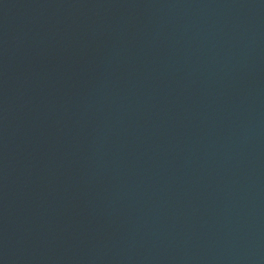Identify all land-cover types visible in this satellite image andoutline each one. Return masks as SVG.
I'll use <instances>...</instances> for the list:
<instances>
[{
  "label": "water",
  "instance_id": "1",
  "mask_svg": "<svg viewBox=\"0 0 264 264\" xmlns=\"http://www.w3.org/2000/svg\"><path fill=\"white\" fill-rule=\"evenodd\" d=\"M0 264H264V0H0Z\"/></svg>",
  "mask_w": 264,
  "mask_h": 264
}]
</instances>
